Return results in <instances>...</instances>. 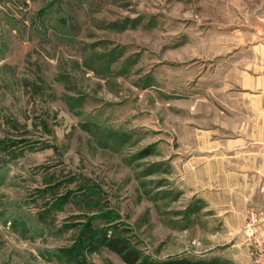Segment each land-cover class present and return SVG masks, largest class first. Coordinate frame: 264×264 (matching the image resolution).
Wrapping results in <instances>:
<instances>
[{
  "label": "rangeland",
  "instance_id": "rangeland-1",
  "mask_svg": "<svg viewBox=\"0 0 264 264\" xmlns=\"http://www.w3.org/2000/svg\"><path fill=\"white\" fill-rule=\"evenodd\" d=\"M262 120L264 0H0V264H256Z\"/></svg>",
  "mask_w": 264,
  "mask_h": 264
},
{
  "label": "crops",
  "instance_id": "crops-1",
  "mask_svg": "<svg viewBox=\"0 0 264 264\" xmlns=\"http://www.w3.org/2000/svg\"><path fill=\"white\" fill-rule=\"evenodd\" d=\"M262 116L258 115L260 119ZM238 137L233 148L230 141L228 149H224L227 187L241 189L244 214L248 210L258 213L257 232L264 240V123L259 129L241 132Z\"/></svg>",
  "mask_w": 264,
  "mask_h": 264
},
{
  "label": "trees",
  "instance_id": "trees-1",
  "mask_svg": "<svg viewBox=\"0 0 264 264\" xmlns=\"http://www.w3.org/2000/svg\"><path fill=\"white\" fill-rule=\"evenodd\" d=\"M105 246L110 250L119 255L125 264H156L150 263L148 261L139 260V257L131 250V248L117 239H105ZM158 264H218L216 262L212 263H191L189 261H172V262H160Z\"/></svg>",
  "mask_w": 264,
  "mask_h": 264
},
{
  "label": "built area",
  "instance_id": "built-area-1",
  "mask_svg": "<svg viewBox=\"0 0 264 264\" xmlns=\"http://www.w3.org/2000/svg\"><path fill=\"white\" fill-rule=\"evenodd\" d=\"M256 221V215L254 212L251 213L249 218V237L253 248V256H255L256 264H264V240L260 239L256 235L254 229V223Z\"/></svg>",
  "mask_w": 264,
  "mask_h": 264
}]
</instances>
